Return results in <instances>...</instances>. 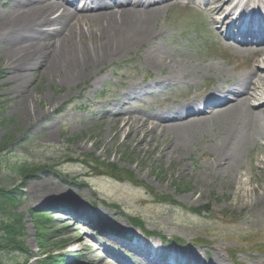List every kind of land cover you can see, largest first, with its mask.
Listing matches in <instances>:
<instances>
[{
	"label": "rangeland",
	"instance_id": "rangeland-1",
	"mask_svg": "<svg viewBox=\"0 0 264 264\" xmlns=\"http://www.w3.org/2000/svg\"><path fill=\"white\" fill-rule=\"evenodd\" d=\"M14 4L15 0H0V22L5 23L8 19L10 20L11 13L14 12L11 11ZM178 8L172 6L159 17L156 27L158 32L164 35L155 39L152 51V53L160 54L163 59L172 60L170 62L176 64L168 62L164 69H161L157 64H151L144 57L147 55L146 50H149L148 44H145L139 49L133 48L128 53L103 62L94 76L78 85L69 86L66 83H61L57 75L55 77H50L47 73L39 75L37 71L29 73V76L24 80L18 75L16 64L7 66V60L3 56L5 54L3 46L7 45V40H0V143L10 138L9 146H7L9 147L8 152L0 157V190H23L22 202L14 210V214L16 216L24 215L23 223L26 226L24 248L36 256L29 264H44L42 260H37L40 253L50 255L55 251L54 254L59 255L69 250L67 246L62 249L63 251L59 250L62 241H66L68 235L60 237L57 233L52 234L51 231L57 230V228L53 229V224H48L49 233L45 231V234L48 233V238L44 240L39 220L32 214V210L45 212L47 206L41 208L39 204L46 196V200L52 202L51 199L56 198L54 196L56 194L52 193L57 191L61 195L71 192L72 195L68 196L70 198L74 195L84 200V195H86L87 199L99 201L92 194L91 188L85 185L82 176L84 168L81 165H68L62 162L57 165V161L68 156L65 147H69L67 150L79 162L83 160L86 162L91 158L109 159L119 167L134 172L136 179L143 186L121 184L103 177H93L88 180L90 186L109 201L111 204L108 205L109 210H114L111 207H119L118 212H107L106 209L99 207L100 204H97L98 210L103 211L110 220H120L118 226L124 230L132 232L131 218L138 216L147 223L149 229H157L160 234L187 239L212 235L207 236L210 244H213L211 248H219L221 251H224L226 247L232 249L238 246L241 241L248 240L247 236L252 232L258 235L256 236L258 240L255 242L264 244V209L263 213H257V210L248 213L247 209H241L240 205L234 203L233 191L229 187L240 164H245L246 152L243 154L237 152L239 148H242L243 143H239L237 140L229 143L227 152L235 150L236 168L233 167L232 162L227 166L228 173H222L213 179L205 173V164L208 158L213 155L215 139L217 138L218 143L225 141V136L220 130L213 135V132L209 131L210 129H204L199 131L197 136L195 129H189L185 136L187 140L184 139L182 143L183 147L188 149H180L176 154L168 155L169 160H163L159 150L155 149L157 146L163 148L170 143L169 136L166 135L162 141L152 140V147L145 144L140 150L137 147L136 139L129 142L125 140V135H118L116 129L112 127L115 125V121L106 116L108 111L118 115V110L122 109L123 102H120V106L117 105L119 98L99 103L93 101L95 93L103 89L106 84L112 86L113 91L111 92L116 96V89H122L119 87L121 83L127 87L129 85L137 86L140 83L152 84L158 80V85L165 88L166 84L172 80L171 73L173 71L177 70V74L182 76L178 77L177 81L183 82L188 75L190 78L195 77L188 71H183L184 69L198 70L207 65L204 63L208 57L205 52L206 33L202 34L203 42L195 37L194 26L186 22L192 19L193 15L189 11ZM192 20L196 29V22L194 19ZM156 42L161 43V51L157 49ZM104 68H109L106 81L100 85L101 89L97 85L96 91H91L88 88L89 84L93 83L92 79L97 78L98 74L101 76ZM115 68L118 69L119 74L111 81ZM89 70L91 73L94 72ZM20 71L23 72L21 69ZM201 81L202 78L191 84L196 86ZM176 85L183 86L185 84L178 83ZM78 96H81V99L76 105L74 100ZM84 97L89 98L90 102L88 103L93 107L90 109L79 107L84 103ZM110 102H112L110 109L103 114L102 106L108 105ZM67 103L72 104L68 106ZM153 104L155 103L153 102ZM145 107H148L147 103ZM125 108L141 115H149V112L136 110L131 105ZM157 133L156 139L159 138L160 132ZM76 136L79 138L75 142ZM18 163L44 164L49 168L55 166H60V168L55 170L57 173L52 169H46L41 170L37 175L30 173L19 178L12 173L13 166ZM42 182L48 183V186L43 185ZM180 183L186 184L185 187L187 186L188 190L184 194L176 195L175 185ZM39 190H43L45 193ZM42 194L45 195V198H39ZM150 194L171 198L187 207L209 204L216 213L215 217L219 219L215 221L211 217L199 218L181 208L149 203L147 200H150L148 198L151 196ZM256 215L259 221L258 224L253 225ZM52 216H57L56 219L59 216L62 217L60 222L56 221L59 224L66 221L64 215ZM261 218L262 221H260ZM224 219L231 224L222 222ZM3 222L12 221L7 214L0 212V224ZM71 226L73 227V225ZM68 228L71 227L67 226L66 229ZM77 234L81 237L85 235L79 231ZM226 235H232L234 239H224ZM224 253L225 257L228 256L227 253L226 255ZM81 257L83 258V254ZM250 257L247 255L245 264H250ZM12 262L6 264H26V258L16 255V257H12Z\"/></svg>",
	"mask_w": 264,
	"mask_h": 264
},
{
	"label": "bare ground",
	"instance_id": "bare-ground-1",
	"mask_svg": "<svg viewBox=\"0 0 264 264\" xmlns=\"http://www.w3.org/2000/svg\"><path fill=\"white\" fill-rule=\"evenodd\" d=\"M107 2L108 0H81L78 4H83V11L78 12L75 5L68 3L67 0H15L10 20L0 22V40H7V45L3 46L7 66L16 64L18 75L24 80L29 73L37 71L39 75L42 73H47L50 77L57 75L61 83L72 86L94 76L103 62L148 44L149 50H146L145 60L164 69L172 60L163 59L160 54L152 53L154 46L151 44L160 36L156 27L158 19L169 9L171 0L164 5L162 2L150 4L147 0H128L124 3L115 1L113 7H106ZM90 4L95 7L90 9ZM209 7L214 17L223 16L220 23L226 24L237 11H239L237 19L250 9L253 16L260 17L264 12V0H216ZM156 46L159 51L162 50L161 43H157ZM89 69L94 72L91 73ZM262 70L264 71V68ZM177 73L176 70L171 76L176 79ZM15 75L18 76L16 73ZM259 77L262 75L256 74V78ZM259 85L264 87V78H261ZM242 107L244 108L245 104ZM233 116L234 113L227 122L229 125L234 122ZM113 121L115 125L112 127L116 129L117 134L125 135V140L129 142L136 139L140 150L145 144L152 147V140H163L155 138L158 128L163 126L162 122L154 124L128 113L116 115ZM161 135L171 138V142L165 147L157 146L155 149L159 150L163 160H169L168 155L172 156L180 149H188L182 145L185 134L181 130L169 127L168 130L162 131ZM227 155L220 153L219 158L224 159ZM234 158V153L229 154L225 164H231ZM261 160H264V153ZM42 184L48 186V183ZM248 185L249 180L243 178L236 184L234 203L240 205L241 209L249 206L264 208V191L256 195L255 188L252 194H249L245 189ZM39 191L45 193L43 190ZM94 220L101 224L105 217L98 213ZM75 232V229L66 232L67 245L77 244L78 248L75 250L87 249L91 240L88 237L73 238ZM187 258L184 257L183 260L186 261ZM257 258L260 260L256 259L254 264H264V255ZM195 261L198 264L219 262L217 259L211 262L202 261L199 257L195 258Z\"/></svg>",
	"mask_w": 264,
	"mask_h": 264
},
{
	"label": "trees",
	"instance_id": "trees-1",
	"mask_svg": "<svg viewBox=\"0 0 264 264\" xmlns=\"http://www.w3.org/2000/svg\"><path fill=\"white\" fill-rule=\"evenodd\" d=\"M10 139V138H9ZM9 139L4 140L2 143H0V150L3 149L5 146H7L10 141ZM16 207V202L14 199H12L11 196H9L8 193L2 192L0 190V211L2 213H8L11 214L13 209ZM6 240L0 243V248H9L13 244L16 243L15 235L9 234V232H6Z\"/></svg>",
	"mask_w": 264,
	"mask_h": 264
}]
</instances>
